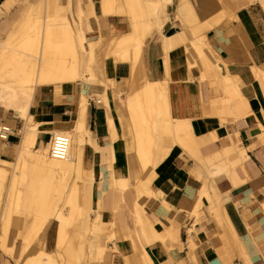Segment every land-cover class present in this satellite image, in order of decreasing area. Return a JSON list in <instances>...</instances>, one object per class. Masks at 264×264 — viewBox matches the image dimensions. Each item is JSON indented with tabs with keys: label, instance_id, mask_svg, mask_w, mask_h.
<instances>
[{
	"label": "crops",
	"instance_id": "1",
	"mask_svg": "<svg viewBox=\"0 0 264 264\" xmlns=\"http://www.w3.org/2000/svg\"><path fill=\"white\" fill-rule=\"evenodd\" d=\"M232 3L231 18L225 16L213 24L207 36L224 64L223 72L235 77L243 103L234 98L222 109L220 100L225 94L221 75L216 80L212 75L206 76L197 65L187 66L184 45L192 37L186 38L178 22L169 17L160 33L153 31L144 40L141 55L144 76L152 82L166 81L165 107L169 112L163 122L156 120L165 128L161 131L163 126H160L156 135L158 155L162 159L154 167L149 183L134 153L136 144L128 129L130 119L124 105L130 92L124 81L130 77L131 62L112 58L103 61L105 78L115 80L119 86L115 91L110 88L106 92L109 107L105 106L108 104L105 98V103L88 99L84 122L90 135L83 145V156L81 148L78 167L81 156L91 164L94 205L98 201L100 208L93 219L85 218L83 225L94 221L98 225L107 223L108 229L114 231L111 234L115 238L107 244L111 248L108 264H126V261L146 264L144 254L149 258L146 257L148 264H247L250 260L251 264H264V82L249 70L251 67L264 70V10L251 0ZM13 4L14 0H4L0 15L9 12L16 3ZM53 7L54 11L62 8L60 4ZM111 15L105 18L109 30L115 34L129 30L127 22L124 25L117 15ZM165 55L166 71L162 60ZM54 90L60 91L59 96L63 91L64 96L53 98L51 89L41 94L38 104L31 109L37 120H75L80 115L76 104L79 93L94 96L103 94L106 87L71 83ZM76 113V118H72ZM187 131L192 133L199 159L192 156L187 145L178 142ZM41 135L47 138L37 147ZM49 139V132L40 134L35 148L49 149ZM230 146L235 152L223 154ZM214 154H217L216 160ZM204 157L214 161L206 164ZM238 160L242 161L230 178L223 174L227 177L224 178L222 173L208 177L207 170ZM31 166L32 171L27 172L29 193L44 182L46 173L63 177L74 171L64 169L66 172L60 173L51 167ZM203 185L213 203L212 209L206 197L201 196ZM209 185L219 200L220 209ZM199 200L201 204L196 209ZM31 203L30 197L26 204ZM150 225L160 239L147 241L145 232L152 231ZM189 238L195 244L193 249L189 247Z\"/></svg>",
	"mask_w": 264,
	"mask_h": 264
},
{
	"label": "rangeland",
	"instance_id": "2",
	"mask_svg": "<svg viewBox=\"0 0 264 264\" xmlns=\"http://www.w3.org/2000/svg\"><path fill=\"white\" fill-rule=\"evenodd\" d=\"M3 1L4 0H0V4H2ZM101 1H104L107 6L113 4V9L115 12L111 16L117 15L120 18L122 24L125 25L126 22L129 24V30H127L126 36L128 40L126 39V42L120 41L121 35L123 33L115 34L112 32V30H109L107 28L105 18L110 14L108 16H103V12L100 8V3H102ZM132 1L14 0V4L16 3L15 5L13 4L14 7L11 8L5 15H0V54H3V47H7L10 50L5 52L7 54V57L0 58V95L10 97V95L12 94V90L16 89L17 86L23 82V80H21L23 79V77L18 76L14 71L13 67L15 65L13 63V56L18 52H28V50H25L24 47L21 46V40H25L26 38V40L30 39L28 40L29 42H33L38 52L40 51L42 37L41 34L43 33L41 26L43 22H47L43 25H51L53 23L59 24L62 21H65L67 27L72 32L71 34L76 55L75 70L80 78L74 81V83L72 82V84H86L88 86L99 85L102 88L106 87V90L103 93L104 95L102 93H97L94 96L85 95V93L81 91L76 102L77 107L79 104L80 96H84L87 99V102L89 98H96L98 100H102L105 103V100H103L105 98L108 102V104L105 103V106L109 107V98L107 97L108 95H106V92L110 88L115 91L118 88L119 84L113 79L109 80L105 78L103 74L105 63L103 61L107 58H112L113 60L115 59L114 61L127 60L132 63V66L134 65L133 69L131 66V69L135 70L136 60L133 59V56L135 55L134 58L139 56L138 59H140L137 66L141 64L140 67L142 66L141 68L143 70H141L140 68L139 74H137L136 72L132 73L131 71L128 80L124 81V85L130 87V92H128V94L126 95L127 97L125 99L124 105L126 107L127 113H129L130 124L128 125V129L132 132V138L135 137L136 134H138V132L140 131H143L144 135L148 134V137H144L147 138V140H145V147L146 149H148L147 155L149 162L146 164V162H142V160H139V158H137L140 161L141 166H144V164H146L144 167L146 177L145 181L146 183H148L149 178H151L153 174L154 167L156 166L158 161L162 159V156L158 155L159 141L156 139V135L157 132H159L160 126L162 127L164 124L159 125L156 123V120L159 119L161 122H163L169 113L167 112V109L165 107V97H163L166 96L164 95L166 81L163 80L161 82H152L148 79L145 80L146 77L144 78V67L142 62H140L144 47V40L148 35L151 34V32L156 31L160 33L162 24L165 21L167 22L169 17L178 22L181 30H184L186 38L189 39L192 37V40L188 44L184 45L185 61L187 66L191 67V65H197L198 67L203 69L206 76L212 75V77L216 78V80H218L219 76L221 75L224 84L223 91L225 94V97L220 100L221 108L223 109V106L234 98H237L241 103H243L245 100L238 92L237 84L233 80L235 77L229 75L226 72H223L224 64L222 65V61L219 60L216 56L211 44H209L207 36V33L209 32L213 24L217 23L225 16L231 18L230 9L233 8V0ZM126 3L131 6V14L129 7H127L129 11L125 7ZM183 3L190 9L191 15L195 16V18H193V20L189 22H187L186 20L184 21L182 20V18H180L182 9L180 7L184 5ZM59 4L62 8L58 11H54L55 7L53 6L57 7V5L59 6ZM254 4L257 6L256 3ZM50 5L53 10L50 9ZM154 8L159 9L156 10ZM100 13L102 15L100 18H98L100 16ZM62 18L64 19L62 20ZM52 39V44H50L52 46L49 45V51L54 52L55 54V50L58 51L59 49L60 51L65 46V40L61 42V40L63 39L62 37H59V39L56 37L57 40H55V37ZM2 40L4 41L2 42ZM54 41L58 42L55 43ZM107 41L110 42L109 47L106 46ZM112 42H114L115 44H112ZM58 44H60V46ZM59 47H61V49ZM83 57H87V62L83 60ZM58 58L57 61H59ZM66 59H68L69 62L72 63V60L70 58L66 57ZM131 59L133 60V62ZM162 60L166 71V55L162 58ZM83 68H85V70H83ZM249 70L256 79H262L264 82V70L262 68L251 67L249 68ZM82 72L86 74V77L83 76ZM138 76L142 84L139 87H135V89L136 91H138L136 93L139 94V98L141 95L142 100L139 99L140 104L136 103L139 105V108L138 106L135 107L136 112H138L135 113V115L132 114V111L130 109H128V107H130V103L128 100L130 99V95L132 94L131 89H133L132 87L135 81L133 79L138 78ZM146 81L148 82V84L150 83V87L148 86L149 89L153 88L152 92L151 90H148V92H144ZM143 86L144 89H142ZM54 88L44 87L38 88L35 91L36 97H32L31 103L28 108V113L30 115L36 117V115L32 113L31 109L38 104L40 95L45 91L51 89L53 98L57 96H64L63 91H61V96H59L60 91H56L54 90ZM112 96L114 100L117 99V96H115L114 92L112 93ZM150 103L151 105H149ZM151 106L155 108H152ZM139 109L141 110V112H143L142 115H144V118H142V115L139 114ZM8 112L0 108V124L9 125L11 128H13L11 139L8 142H1L3 144H0V158L10 162L12 164V167L17 165V167L15 166L13 170V180L16 179L18 181H13L14 193H11L13 199L10 198L11 200H5L3 198L4 195H0V214L2 215V213H4L3 216L0 215V217H3V219H5L3 220L2 218H0L4 221L2 222L0 220V235H3L0 237L4 238V240L1 241L2 247L3 244L5 247V250L4 247L0 248V264H108L111 258V248L108 247L107 244L112 238H115V235L111 234L114 233L111 226V230L108 229L107 223L104 225H98L97 227V223L95 221L88 226L83 225V221L85 218L93 219L100 210L98 201L96 205H94L95 185L93 181L94 176L90 173L91 164H88V162L82 158L84 152L83 145L86 142V137L90 135L89 130L86 127V121L84 126L85 131L83 135V141L79 144H75L73 140V131H64L70 138L69 155L62 162H56L50 158L48 148H46V150H39L34 147L27 148L25 144L21 145V142L19 140L22 137L21 131L24 127V121L16 118L14 114H11V111ZM133 115H135L136 117L139 116V120L135 119V116ZM76 116L77 113L75 117L72 118H76ZM13 118L14 120H12ZM143 119L145 123L143 122ZM112 127L113 126H111L110 128L113 129ZM178 128L179 130H181V127ZM164 129L165 128L163 126V129L161 128V131H164ZM141 132L139 133L140 135L142 134ZM50 135L52 134L50 133ZM46 138L47 136L45 137L41 135L40 142L36 146L38 147L40 143ZM143 140L144 139L142 136L140 142H142ZM191 140L192 133L187 131L185 137L183 139H178V142H180V144L182 145L188 146L191 143ZM146 141L148 142L146 143ZM82 147V156L80 160V166L78 167L79 155ZM189 150L194 158L199 159V157H201L198 152L195 153L194 151H191L190 148ZM231 152L233 153L235 151L230 146L224 150L223 154L230 155ZM216 155L217 154L213 155L215 157L214 160L217 159ZM213 156L211 158H213ZM211 158L209 159V157H204L203 161H205L206 164H209L210 162L214 161ZM241 161L242 160H238L236 164L239 165ZM20 162L24 163V165L26 166V174H20V167H24L22 164H20ZM55 163H57V166ZM231 163L233 162H230L228 164H219L218 167H215L214 169H217L219 173L225 174L227 171H230V168L232 167ZM34 164L44 166L45 168L51 167L53 169H57L60 173L66 172L64 169L74 171L68 173L67 175H64L63 177L57 176L56 174L55 176H50L49 173H46L45 177H43L44 182L35 186L32 190H30L29 193L27 187L30 184V176L27 174V166L30 168V166ZM63 164H65L66 168H64ZM150 168L152 169L151 172L147 170ZM214 169L207 170L208 177L212 178V175H210L209 173ZM16 174H18V176ZM100 183L101 182H99V185ZM205 187L206 186L203 185L200 190L201 196L203 195L206 197L209 208L212 209L213 203H211L212 201L206 190L207 188L205 189ZM208 187V189H210V192H212L213 197H215L214 202L220 209V203L218 198L216 197V194H214L213 192V188L210 185ZM1 196H3L2 199ZM30 197L33 199V203L28 205L26 204V201ZM99 197L100 196H98V200ZM4 201L6 203H4ZM200 204L201 202L199 201L196 209ZM212 211L215 210L213 209ZM56 219L58 220V222ZM5 223H7L8 227L6 231L3 232V226L6 225ZM57 223H62V226H60V224L58 225ZM56 225L58 226L56 227ZM81 225L83 226V229H80ZM150 227L152 231L145 232L147 241L149 242L156 238L160 239V237L156 235V231L153 229V227L151 225ZM82 231H84L85 233ZM59 232L60 236L58 235ZM188 242L190 249H193L195 244L193 243L192 239L189 238ZM247 264H251V260Z\"/></svg>",
	"mask_w": 264,
	"mask_h": 264
},
{
	"label": "bare ground",
	"instance_id": "3",
	"mask_svg": "<svg viewBox=\"0 0 264 264\" xmlns=\"http://www.w3.org/2000/svg\"><path fill=\"white\" fill-rule=\"evenodd\" d=\"M101 2L102 3H100L101 4V7L100 8H101V11L103 12V16H108L109 14H114L115 11L113 9V4L107 6L104 3V1H101ZM251 2L257 3L258 6H261V8L264 10V0H251ZM127 5H129V4L126 3L125 7L126 8L129 7V9H130L131 6L130 5L127 6ZM152 7H154V6H152ZM180 8H182L181 9V15H180V18H182V20H184V21L186 20L187 22H189V21L193 20V18H195V16H192L191 15L190 9L188 7H186L185 4L182 5ZM50 9L53 10L51 8V5H50ZM129 9L127 8L128 11H129ZM154 9H156V8H154ZM158 9H156V10H158ZM131 11L132 10L130 9V14H131ZM63 19L64 18H62V20ZM44 23L46 24L47 22H43L42 23V26H41V29L43 30V33L41 34L42 37H41V49H40V51L38 52L36 50V46H34L33 42L32 43L29 42L28 40H30V39L26 40L27 39L26 38L25 40L24 39L21 40V42H22L21 43V46H23L25 50H28V52H26V53L18 52L16 55L13 56V60H14L13 63L15 65L13 67L14 68V71L16 72V74L18 76H22L23 77V79H21V80H23V82L21 84H19L16 89H13L12 90V94L10 95V97L9 96L6 97L4 95H0V108L2 110L6 111V112L11 111L12 112L11 114H14L16 116V118H19V119H21V120L24 121V127H23V129L21 131L22 137L20 138L19 141L21 142V145L25 144L27 148H29V147L30 148L31 147H34L35 148L36 146H34V143H35L36 139L39 137L40 134H44L46 132H49V133L53 134L55 132L73 131L74 134H75L73 140H74L75 144H79L83 140V135H84V131H85V128H84L85 122H84V120H85V117L87 115L86 114V111H87V103L88 102H87V99L84 96H81L80 97V103H79V106H78V112H80V115H78L77 118L75 120H72V121H68V120H64V119H62L61 121H58V122H54L55 120L54 121H48V120L40 121V120H37L35 116H32V115H30L28 113V108H29V105L31 103V99H32V97L33 98L36 97L35 96V91L38 88H44V87L54 88V87L61 86V85H64V84H71L72 82L74 83V81L80 79L79 78V75L77 74V72L75 70L76 55H75V50H74V45H73V39H72V34H71L72 32L67 27L66 22L65 21H62L59 24L53 23L51 25H43ZM160 27H161V25H160ZM27 28H28V26H27ZM126 36H127V31H124L123 30V34L121 35V40L120 41L121 42H126V39H127ZM54 37H55V40H57L56 37L58 39H59V37L60 38L62 37L63 39L62 40L60 39L61 42L65 40L64 41L65 42V44H64L65 46L62 49H61V47H59L61 49L60 51L58 49L59 52L57 50H55L56 52H58V53L55 52L56 55L54 54V52L49 51L50 50V46H52V45H50V44H52L51 43V40H53L52 38H54ZM128 38H129V36H128ZM58 41H54V42L56 43ZM110 41H112V40H110ZM113 43L114 42H112V44ZM58 45L60 46V44H58ZM106 46L107 47L110 46V42L109 41L106 42ZM55 48H56V46H55ZM2 49H3V54H0V58H5V57H7V54L5 52L10 51V50L7 47H3ZM134 56H133V59L136 60L135 61L136 63L134 62L136 67H135V70H132L133 67H134V65L132 66V63H131V66H132L131 71H132V73H135L136 72L137 74H139V69L142 66L140 67L141 64H139V66H137V64L139 63L138 61H139L140 58L138 59L139 56H137L136 58H134ZM60 57H62V58H60ZM66 57L70 58L72 60V63L69 62V60L66 59ZM57 58L59 59V61H57ZM132 62H133V60H132ZM140 62H141V60H140ZM141 70H143V69L141 68ZM141 70H140V72H141ZM131 71H130V73H131ZM137 74H136V76H137ZM139 76H138V78L133 79L135 81L133 83V87H132L133 89H131V91H132L131 93L132 94L130 95L131 97L128 100L129 103H130L129 104L130 107H128V109H130L132 111V114L138 113V112H136L135 107L138 106V108H139V105H138V104H140L139 103V99H141V95H140V98H139V94L136 93L138 91H136V89H135V87H137V86L139 87L142 84V82L139 79ZM142 78H143V76H142ZM142 78H141V80H142ZM144 78H145V76H144ZM145 80H146V78H145ZM131 84H132V82H131ZM148 86L150 87V83L148 84V82L146 81L145 82V91L144 92H148V90H151V92H152V89L153 88L152 89L151 88L149 89ZM142 89H144V86H143ZM143 94H145V93H143ZM163 97H166V96H163ZM136 103H138V104H136ZM152 103H153V100H152ZM149 105H151V103ZM149 108H150V106H149ZM152 108H155V107H152ZM139 111H140L139 114L142 115L143 112H141L140 109H139ZM135 115H133V116H135ZM143 116L144 115H142V118H144ZM138 117L135 116V119H138L139 120ZM12 120H14V118ZM108 122H109V126L111 127L112 126L111 120L109 119ZM143 122H144V119H143ZM3 125L4 124H0V128ZM134 126H137V125H134ZM140 132H138V134H136V136L134 137V141H135L134 144H136L135 149H134L135 150L134 153L136 154V156H138L137 158H139V160H142V162H146V164H147L149 162V160H148V155H147V153H148L147 150L148 149H146V147H145V140H147V138H145V137H148V134L144 135V133L142 131L141 132L142 133L141 135L143 136V139L144 140L142 142H140L141 137H142L139 134ZM12 134L13 133L11 132V134H9V135L6 136V140H1L0 139V141L1 142H6L9 138L11 139V135ZM147 142L148 141H146V143ZM190 142L191 143L188 145L189 148L191 149V151H194L196 153L197 152L196 145H194V142L192 140ZM49 143H50V139H49ZM49 150H50V148H49ZM69 150H70V143H69ZM68 155H69V153H68ZM49 156H50L51 159H53L56 162L57 161L62 162L63 160H65L68 157L67 156L66 158H63V160L54 159V158L51 157L50 151H49ZM236 162H238V161H235V162L231 163L232 167L230 168V171H227L225 173L226 176H228L229 178L232 175H234V170H235V167L237 166ZM20 164H22L24 167H20V169H21L20 172L21 173L20 172L19 173L22 174V175H23V173L26 174L25 173L26 166L24 165V163H21L20 162ZM55 164L57 166V163H55ZM146 164H144V166H142L143 170H144V167H145ZM15 166L17 167V165H15ZM15 166L12 167V164L10 162H8L5 159H1L0 158V195H4V197L1 196V199H2V197L5 200L6 199L11 200L10 198H12V196H11L12 194L11 193H14L13 192L14 191L13 190V187H14L13 181L16 180V179L13 180V175H14L13 174V170H14V167ZM27 168H28L27 169V172L32 171V166L30 168L27 166ZM209 174L212 175V178H213L214 175L216 176V174L218 175V174H221V173H219V171L217 169H214L213 171H210ZM16 175L18 176V174H16ZM222 176H223V174H222ZM224 178H227V177H224ZM150 180L151 179L149 178L148 183L150 182ZM16 181H18V180H16ZM136 195H138L137 194V191H136ZM4 203H6V202L4 201ZM7 204H6V206H7ZM14 205H15V203H14ZM262 209L264 210V207H262ZM141 213H143V212H141ZM3 214L4 213H2V215L1 214L0 215L3 216ZM65 215H66V213H65ZM0 218L3 219V217H0ZM4 218H5V215H4ZM2 219H0V220L2 222H4L3 220H5V219H3V220ZM62 219H63V215H62ZM65 219H66V217H65ZM96 219H97V221H100L99 217H97ZM58 220H59V217H58ZM58 220H57V222H58ZM6 222H8V221H6ZM5 224L6 225L3 226V228H4V231L3 232H5L6 229H7V227H8L7 223H5ZM61 224H60V226H62ZM66 224H67V221H66ZM58 225H56V227ZM97 226H98V224H97ZM55 230H56V228H55ZM61 230H62V228H61ZM61 230H60V232H61ZM84 231H82V232H84ZM60 232L58 233V235L60 234ZM0 236H3V235H0ZM57 238H59V237H57ZM1 240H4V238H1L0 237V248H3L4 247V244H3V247H2V241ZM1 250H3V249H1ZM4 250H5V247H4ZM7 253H8V251H7ZM146 257L147 256H145V254H144L143 261H145V263L148 264L149 258L147 257L148 258V260H147ZM143 261L141 263H143ZM41 264H43V263H41ZM126 264H129V263L126 261Z\"/></svg>",
	"mask_w": 264,
	"mask_h": 264
},
{
	"label": "built area",
	"instance_id": "4",
	"mask_svg": "<svg viewBox=\"0 0 264 264\" xmlns=\"http://www.w3.org/2000/svg\"><path fill=\"white\" fill-rule=\"evenodd\" d=\"M13 128L9 125H3L0 128V139L6 140V136L11 134ZM70 138L65 132H55L50 135V155L54 159L63 160L69 153Z\"/></svg>",
	"mask_w": 264,
	"mask_h": 264
}]
</instances>
